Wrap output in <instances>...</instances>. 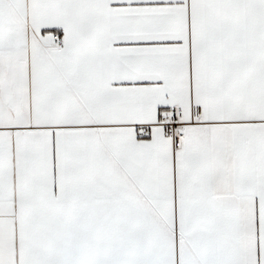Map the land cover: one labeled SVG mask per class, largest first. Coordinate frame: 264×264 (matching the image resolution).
<instances>
[{"label":"snow or ice","instance_id":"1","mask_svg":"<svg viewBox=\"0 0 264 264\" xmlns=\"http://www.w3.org/2000/svg\"><path fill=\"white\" fill-rule=\"evenodd\" d=\"M0 264H264V0H0Z\"/></svg>","mask_w":264,"mask_h":264}]
</instances>
